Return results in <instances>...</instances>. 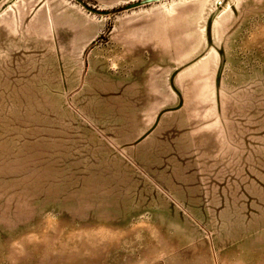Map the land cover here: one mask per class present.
Returning a JSON list of instances; mask_svg holds the SVG:
<instances>
[{
  "label": "rangeland",
  "instance_id": "obj_1",
  "mask_svg": "<svg viewBox=\"0 0 264 264\" xmlns=\"http://www.w3.org/2000/svg\"><path fill=\"white\" fill-rule=\"evenodd\" d=\"M0 264H264V0H0Z\"/></svg>",
  "mask_w": 264,
  "mask_h": 264
}]
</instances>
